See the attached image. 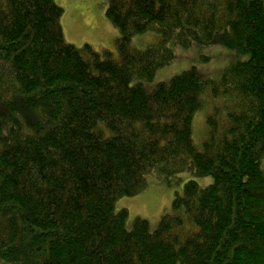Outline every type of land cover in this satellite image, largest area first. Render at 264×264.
I'll list each match as a JSON object with an SVG mask.
<instances>
[{"label":"trees","instance_id":"16d2710c","mask_svg":"<svg viewBox=\"0 0 264 264\" xmlns=\"http://www.w3.org/2000/svg\"><path fill=\"white\" fill-rule=\"evenodd\" d=\"M106 16L117 56L67 44L55 0H0V264H264V0H110ZM216 45L236 54L219 79L193 66L148 86L178 48ZM185 173L212 183L127 228L118 199Z\"/></svg>","mask_w":264,"mask_h":264},{"label":"rangeland","instance_id":"374dc122","mask_svg":"<svg viewBox=\"0 0 264 264\" xmlns=\"http://www.w3.org/2000/svg\"><path fill=\"white\" fill-rule=\"evenodd\" d=\"M110 0H55L63 9L61 26L64 40L77 49L90 45L96 51L104 49L112 51L117 56L116 41L120 32L108 20L106 11ZM158 36L154 33L135 36L132 45L137 49H146L157 43ZM236 60L235 52L223 46L193 47L188 50L177 49L176 59L169 65L159 69L149 87L159 83H168L175 76L195 66L200 73L212 79H219L221 72ZM147 85V83H146ZM210 108L207 106L198 111L193 120L192 136L197 147H200L207 137L206 116ZM264 172V158L261 162ZM195 179L206 187L212 183L211 178H195L188 173L173 176L147 177V186L139 194L123 197L116 201L115 211H128L127 228L131 229L136 219L148 221L155 229L166 214H172L173 202L177 193L183 191L185 183Z\"/></svg>","mask_w":264,"mask_h":264}]
</instances>
